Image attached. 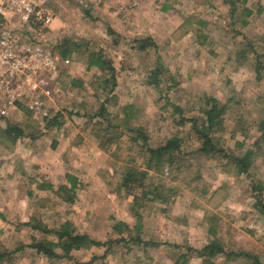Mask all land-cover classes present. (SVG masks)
<instances>
[{"label":"rangeland","instance_id":"1","mask_svg":"<svg viewBox=\"0 0 264 264\" xmlns=\"http://www.w3.org/2000/svg\"><path fill=\"white\" fill-rule=\"evenodd\" d=\"M136 1L134 8L129 7L130 0L116 2L128 11L121 14L147 22L145 28H138L140 37L126 41L119 39L111 28L115 24L105 17L118 10L107 1L87 10L70 0L61 1L52 23L53 41L82 47L59 62L60 89L49 102V117L58 113L60 124L44 128V119L27 106L0 118V189L4 192L0 208L6 219L0 222V242L11 251L19 249L15 263L9 264H86L94 256L92 264H181L180 254L185 264H200L194 250L213 239L208 229L228 250L252 253L264 264V215L255 209L258 194L264 205V146L248 173L239 175L224 160L199 153L190 125L179 126L181 117L202 118L205 101L212 97L228 107L224 131L217 134L226 153L241 157L248 149L257 151L253 143L259 136L257 123L264 122V70L257 79L255 68L257 61L264 64V0H247L244 7L253 15L246 27L232 19L229 7L219 0ZM241 9L239 4L238 14ZM146 37L155 41L156 50L132 49L133 41ZM94 46L111 58L117 71V104L110 105V113L122 118L124 106L134 107L111 154L99 148L83 116L98 108L96 93H101L93 82L98 72L87 68L85 47ZM243 50L250 51L244 61ZM157 64L164 72L155 87L150 73ZM7 122L24 133L14 143L3 133ZM128 127L142 129L151 148L172 137L181 140L183 153L173 167L148 172L145 180V187L156 188L166 202H151L147 196L135 206L132 196L120 189L127 165L144 168L143 155L131 141L135 134ZM66 174L78 180L74 203L66 204L55 192L38 189L46 184L58 189L67 183ZM140 193L141 189L134 191ZM32 217L49 229L68 221L77 233L114 244L107 252L90 247L74 252L71 259L50 261L30 248L33 237L45 238L22 226ZM118 222L127 223L129 230L122 227V235L118 234L113 229ZM122 236L126 240L139 236L141 243L119 242ZM216 263L222 264V259Z\"/></svg>","mask_w":264,"mask_h":264},{"label":"trees","instance_id":"2","mask_svg":"<svg viewBox=\"0 0 264 264\" xmlns=\"http://www.w3.org/2000/svg\"><path fill=\"white\" fill-rule=\"evenodd\" d=\"M229 7V13L232 19L240 21L241 26L246 27L248 25L247 19L253 15L250 9L245 6L247 0H219ZM242 5L240 14H238V5ZM166 11V9H163ZM240 18V19H239ZM112 33V31H110ZM132 49L138 52H146L149 48L157 49L155 41L150 38H140L136 39ZM88 42H86V45ZM72 45V49L69 47ZM55 48L57 54L60 56L61 60L67 59V57L72 54V52L79 51L81 45L77 44H66L62 43L57 45ZM248 49L253 50V46L247 43ZM87 48V49H86ZM87 50V68L96 69L98 75H93V82L98 83V88L101 93H96V101L99 103L98 108L93 113H86L83 116L86 117L87 125L91 130L92 136L96 139L98 146L101 150L111 154V149L121 137V129L127 125L131 117V109L134 107L131 105H126L122 109V118L119 116L114 117L110 111V105L117 104V97L114 95L115 88L117 86V71L114 68L113 62L104 51L97 46ZM249 50H243L242 60H247L245 55H247ZM257 57H260L259 54ZM260 60V59H259ZM264 70V64L257 61L255 73L256 78L261 77L260 71ZM164 72V68L158 65L150 73L151 85L155 87L159 86V76ZM72 83H77V81H72ZM206 108L202 111V118H184L181 117L179 126L183 127L186 123L190 125V131L195 136L196 141L199 144L198 152L213 160H224L226 164H229L234 169H236L237 174H247L254 160L262 152V147L264 146V122L260 121L257 124V130L259 136L253 143L255 149H248L241 156H231L226 153L223 146L220 144L217 134L224 131V116L228 109L226 104H222L219 100L208 97L205 101ZM174 110L178 111L180 116L182 111L173 107ZM78 114V113H76ZM60 115L54 113L53 117H49L44 120V128L52 129L58 126ZM123 120V121H122ZM134 134L135 137L131 139L132 142L136 143L139 148V155H143L142 164L144 168L138 166L127 165L122 173V183L119 185L120 189L126 192V195L132 196V203L135 206L139 205V200L143 197L149 196V201L154 202L160 200L161 202H166L167 199L157 192L156 188L147 189L145 187V180L148 176V172H161L166 166L173 167L177 162V157L181 156L182 147L181 140L177 137H172L168 139L164 144L151 148L148 145V138L139 127H128ZM3 133L14 143L18 138L23 136V132L19 127L7 122L5 130ZM113 155V153H112ZM66 184H63L54 190V187L50 184L39 185L40 190H50L55 192L59 198L66 204L74 203L77 194L76 190L78 188V180L70 174L65 175ZM260 190L259 184H256ZM253 190H255V185H252ZM136 189H141V196L135 195L134 191ZM255 209L258 210L259 214L264 215V205L257 195V200L255 203ZM137 221H141L142 217L135 215ZM0 220L4 221V216L0 213ZM139 225V222H138ZM22 226L28 228L31 231H37L44 235L45 238L41 240H36L34 237L32 239V244L30 245L37 254L44 256L50 261H60L63 259H71L74 252L80 250L89 249L90 247H102L105 248L107 252L114 241L101 242L91 239L87 234L77 233L73 225L66 221L55 229H49L44 224H42L37 219L33 217L22 223ZM122 227L129 230V225L125 222H118L113 229L120 235H122ZM140 227V226H139ZM208 233L213 239L207 242L200 249L194 250L195 257L200 260V264H217L216 260L222 259V264H230L233 262H243L244 264H262L258 257L252 253L245 251H231L228 250L226 245L218 239H216V233L212 229H208ZM52 235L53 240H48L47 236ZM134 244L141 243L139 236H134L132 239H127L125 237H120L119 242L130 241ZM117 241V242H118ZM17 249L16 251H18ZM16 251H11L4 247L0 242V264L13 263L15 259ZM59 251V252H58ZM190 251V249H189ZM184 255L179 256L182 259L181 264H185L183 259ZM97 259L96 256L86 264H92Z\"/></svg>","mask_w":264,"mask_h":264},{"label":"built area","instance_id":"3","mask_svg":"<svg viewBox=\"0 0 264 264\" xmlns=\"http://www.w3.org/2000/svg\"><path fill=\"white\" fill-rule=\"evenodd\" d=\"M64 0H0V118L27 106L49 118V102L59 92L60 56L52 23ZM82 9L101 0H70ZM131 6H136L133 1Z\"/></svg>","mask_w":264,"mask_h":264},{"label":"crops","instance_id":"4","mask_svg":"<svg viewBox=\"0 0 264 264\" xmlns=\"http://www.w3.org/2000/svg\"><path fill=\"white\" fill-rule=\"evenodd\" d=\"M104 1H107V5L111 4L113 6H115V8L117 10L112 12V14H110L111 16L108 15V13L105 15L106 18L110 19L112 24H115V26H111V28L114 29V31L120 35L119 39H124L123 41H126L125 39H133V38H137V37H140L138 36V33L140 32V26H143V28H145L147 26V22L146 21H143V19H138V18H134L132 17V15H130V17H127L125 16V14H121L120 12H128L126 11L123 7H125L124 5H122L123 3L120 2V3H116L118 0H101L100 4ZM135 1L136 2V5H137V1L136 0H130L129 2V7L131 8H134L133 6H131V3ZM99 4V5H100ZM109 11V10H108ZM119 11V12H118ZM143 13H147V12H143ZM162 13V12H161ZM148 16H149V13H147ZM129 16V14H126ZM142 18H147L145 15L142 17ZM174 18H173V20ZM141 22V23H140ZM150 27H152V25H149ZM142 28V29H143ZM110 31H112L110 28H109V33ZM112 34H113V31H112ZM115 34V33H114ZM135 36V37H134ZM1 188V187H0ZM4 192L0 189V195H2ZM3 198V201L5 200L4 197ZM0 213L4 216V213L3 211L1 210L0 208ZM5 217H4V221H5ZM1 222V220H0ZM15 263V262H14Z\"/></svg>","mask_w":264,"mask_h":264}]
</instances>
